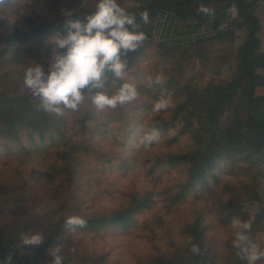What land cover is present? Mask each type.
Listing matches in <instances>:
<instances>
[{
    "label": "rangeland",
    "instance_id": "rangeland-1",
    "mask_svg": "<svg viewBox=\"0 0 264 264\" xmlns=\"http://www.w3.org/2000/svg\"><path fill=\"white\" fill-rule=\"evenodd\" d=\"M26 1L15 0L20 12L7 17L9 24L23 26L28 17L52 18L62 14L61 9L83 15L95 8V0H86L84 4L83 0ZM138 1L117 0L125 10L139 7ZM203 3L216 12V17L224 13L225 20L218 23L225 29L224 34L213 35L211 31L204 42L182 52L160 47L163 41L152 32L150 43L146 44L137 64L125 69L122 80L115 77L105 89L111 95L123 84H131L136 90L150 88V93L145 91L141 95L137 91L135 100L114 109L97 111L86 97L73 112L74 116L71 110H65L68 135L91 141V150L83 153L73 167L75 184L68 185L58 176L63 161L57 148L43 153L44 145L50 141L47 136L38 143L37 150L33 141H39L38 134H33L35 140L29 139L25 126L18 127L14 133L0 135V264L7 242H13L6 252L12 255L13 264H51L48 249L59 243L63 264H153L155 256L177 253L191 264H201V257L197 263L192 261L194 253L185 231L195 218L204 228L201 253L206 251V257L215 264H233V219L249 223L256 216H262L260 224L251 226L247 234L255 245L254 250L264 251V175L254 185L251 172L240 173L235 169L231 172L221 162L206 173L204 185L190 188L183 198L173 199L184 179L185 168L155 160L157 155L173 152L186 143V138L177 136L174 130L165 132L154 127L157 116L163 114L162 109L155 110V104L161 99H170L169 106H172L176 101L172 99L174 89L182 88L193 77H200L205 70L220 81L231 76L238 45L245 35L244 29L238 26L239 14L250 10L259 18L260 26H264V0H204ZM192 18L189 15L183 20L189 22L184 23L185 28L191 26ZM221 35H230L232 43L220 39ZM219 52L224 56H219ZM220 64L223 68H217ZM6 71L5 67L0 68V90L8 89L13 96L18 93L12 84L16 76ZM158 76L161 83L155 82ZM260 91L264 92V88ZM80 112L91 118L83 136H79L80 124L74 118ZM153 133H158V139L146 147L145 138ZM149 194L148 206L124 227L69 230L57 224L65 212L61 203L66 204V210H73L75 204V212L99 214L120 210L132 203V198L140 200ZM22 233H41L44 237L51 236L52 241L41 252L40 245L23 246ZM243 261L250 264L247 259ZM255 264H264V259Z\"/></svg>",
    "mask_w": 264,
    "mask_h": 264
},
{
    "label": "trees",
    "instance_id": "trees-1",
    "mask_svg": "<svg viewBox=\"0 0 264 264\" xmlns=\"http://www.w3.org/2000/svg\"><path fill=\"white\" fill-rule=\"evenodd\" d=\"M50 1L57 3L61 0ZM203 1L140 0L139 7L126 10L136 17L138 30L146 35V40L138 50L121 56V59H126L125 69L137 64V60L147 48L146 44L150 43L151 34L162 12H169L179 20H185L189 15L201 21L211 20L213 35L225 33V29L218 26L219 22L225 20L224 13L216 17L215 11L212 14L198 11L204 6ZM18 12L20 7L15 0H6L5 5L0 6V68L5 67L6 73L8 71L15 73L16 78L12 84L18 89V93L13 96L9 94L8 89L0 90V135L14 133L18 127L25 126L29 139L35 140L33 134H38L39 141H33L37 150L47 136L50 141L44 145L43 153L48 152L50 148H57L61 152L63 173L59 171L58 176L62 177V182L73 185L75 184L73 167L83 153L91 150V141L89 138L69 136L65 114L56 116L41 110L39 100L33 97L24 85L27 67L41 64L47 70L48 58L52 55L47 40L58 32L64 33L63 26L67 18L63 14L52 18L28 17L23 26L17 23L9 24L8 19ZM144 12L148 14L146 24L141 18ZM86 15L73 13L72 18L83 20ZM239 15L241 21L238 26L244 29L245 35L238 45L231 76L220 81L205 70L200 77L191 78L182 88H175L172 99L176 101L172 106L162 109L163 114L157 116L158 122L154 125L155 128L165 132L172 129L177 136L186 138V143L183 146L179 145L175 151L155 157L158 162L175 166L183 165L185 168L184 179L180 182L173 199L183 198L190 188L196 189L204 185L206 173L221 162H225L231 172L232 169L240 173L251 172L254 185L258 177L264 175V92L260 91L264 88V26H260L259 18L250 10ZM209 37L210 35L197 36L187 46L167 45L164 42L159 43V46L177 48L183 52ZM182 52H179L181 56H183ZM107 75L109 79L106 81V88L115 78L111 73ZM137 91L145 95L146 92L150 93L151 89ZM90 95L85 92V97L89 98ZM73 112L71 110L72 115ZM74 118H77L80 124L79 136H83L87 132L85 131L87 126H90L91 118L81 112ZM93 122L94 118L92 124ZM132 200V203L120 210L99 214L75 212L77 206L75 204L72 206L73 210H66V204L61 203V208L65 209V212L64 215L59 216L57 224L64 228L67 218L78 217L86 222L83 228L88 230L111 225L124 227L132 222L136 213L148 206L151 196L149 194L140 200L135 198ZM261 219L262 216H256L249 223L254 228L258 223L260 224ZM185 231L190 238L189 244L199 248V253H194L192 261L197 263L201 257L203 259L201 264H215L212 259L206 257V251L201 253L204 228L200 226L199 219L195 218L189 223ZM44 238V243L39 246L41 252L52 241L51 236ZM11 244L13 242H7L6 248L3 249L5 255L1 260L2 264L8 261L9 255L6 252ZM234 249L233 264H244L243 258L238 255L239 250L235 247ZM153 262V264H191L180 253L158 255L153 258Z\"/></svg>",
    "mask_w": 264,
    "mask_h": 264
},
{
    "label": "clouds",
    "instance_id": "clouds-1",
    "mask_svg": "<svg viewBox=\"0 0 264 264\" xmlns=\"http://www.w3.org/2000/svg\"><path fill=\"white\" fill-rule=\"evenodd\" d=\"M5 3L6 0H0V6ZM198 11L205 14L213 12L205 6ZM61 12L67 18L64 33L58 32L47 40L52 50L47 70L41 64L30 66L24 77V85L39 100V108L48 114L63 116L66 109L78 110L86 99L85 92L91 94L89 98L97 111L114 109L135 100L138 93L134 85L123 84L111 95L107 94L105 86L108 73L122 80L126 59H121V56L138 50L146 40V35L138 30L136 17L122 8L117 0H95L94 10L88 12L83 20L72 18V10L61 9ZM141 18L145 24L148 23L147 12L142 13ZM155 82L161 83V78L158 76ZM170 103V99H161L155 104V110L165 109ZM157 139L158 133L146 136L145 146H150ZM85 224L78 217H69L64 226L74 230L85 227ZM232 228L235 230L233 246L239 250L241 258L250 264L264 259V251L256 252L247 234L251 231L250 223L233 219ZM20 239L23 246H39L45 241L41 233H22ZM191 250L199 253L196 245ZM60 252V243L48 249L51 264H63ZM7 260L10 262L11 256Z\"/></svg>",
    "mask_w": 264,
    "mask_h": 264
},
{
    "label": "crops",
    "instance_id": "crops-1",
    "mask_svg": "<svg viewBox=\"0 0 264 264\" xmlns=\"http://www.w3.org/2000/svg\"><path fill=\"white\" fill-rule=\"evenodd\" d=\"M184 23L188 24L189 22L179 20L169 12H162L158 16V21L154 27L153 32L157 34L159 39L167 45L187 46L194 40L195 37L206 35L207 33L213 30L211 20L201 21L196 18H192L191 26H189L188 28L184 27ZM219 37H221L220 39L222 40L225 39L224 40L225 42L232 43V37L230 35H224V36L221 35ZM213 40L214 39H212V41ZM213 43H216V42L213 41ZM227 48H228V45L225 44L224 49L226 50ZM211 51H212V48H211ZM221 52H219L218 55L224 56L223 53ZM227 52L228 51H226L225 53ZM226 58H228V56ZM221 66L222 65L220 64L219 66H217V68Z\"/></svg>",
    "mask_w": 264,
    "mask_h": 264
},
{
    "label": "built area",
    "instance_id": "built-area-1",
    "mask_svg": "<svg viewBox=\"0 0 264 264\" xmlns=\"http://www.w3.org/2000/svg\"><path fill=\"white\" fill-rule=\"evenodd\" d=\"M6 264H13V263H12V261H10V262H9V261H7V263H6Z\"/></svg>",
    "mask_w": 264,
    "mask_h": 264
}]
</instances>
